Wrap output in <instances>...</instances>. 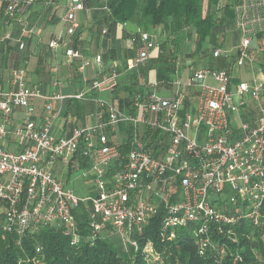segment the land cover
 Returning <instances> with one entry per match:
<instances>
[{
  "label": "built area",
  "instance_id": "2783aa9c",
  "mask_svg": "<svg viewBox=\"0 0 264 264\" xmlns=\"http://www.w3.org/2000/svg\"><path fill=\"white\" fill-rule=\"evenodd\" d=\"M0 25L17 21L19 11L31 2L0 0ZM83 0H66L64 34L49 40L51 47H63L65 55L77 59L78 50L68 40L78 29L76 14ZM238 53L233 61L236 73L212 66L197 68L189 75L188 87H199L198 101L188 102L176 92L168 98L153 89L142 97L136 94L132 106L136 115L120 113L111 103L99 102L98 121L75 126L70 135L51 132V107H45L44 123L31 118V100L44 96L27 86L22 67L11 69L10 86L0 83V139L10 138L18 149L0 145V234H14L16 242L35 235L43 227L62 229L70 243H90L100 236L119 235L135 245L132 234L140 232L162 211V237L173 240L178 229L190 230L203 254L215 248L223 257L227 244H239V227L264 224V0H232ZM5 32L2 39L8 38ZM259 43L252 46V41ZM134 57L125 69L135 70L150 56L156 41L138 28ZM213 58H231L227 50L212 49ZM95 61L101 64L102 55ZM83 61L80 68L88 65ZM119 70L110 67L91 83V90L116 86ZM249 77L244 80L242 77ZM157 83L153 82V86ZM80 93L76 98L82 97ZM60 98V97H59ZM24 110L26 117L11 124L12 111ZM127 123L126 149L108 139L109 131ZM80 153L89 159L83 176L93 181L92 195L78 197L53 173L56 162L68 163ZM113 160L118 166L112 175L105 170ZM89 205L86 233L79 232L73 211ZM244 225V226H243ZM219 235L223 241L212 242ZM136 246V245H135ZM36 247L31 264H46ZM148 262H156L151 241L143 249ZM240 260L238 250L231 253Z\"/></svg>",
  "mask_w": 264,
  "mask_h": 264
},
{
  "label": "crops",
  "instance_id": "0c3cea01",
  "mask_svg": "<svg viewBox=\"0 0 264 264\" xmlns=\"http://www.w3.org/2000/svg\"><path fill=\"white\" fill-rule=\"evenodd\" d=\"M27 1L30 0H24V3ZM107 1L83 0L84 7L77 11L78 29L67 41L69 47L80 52L81 57L77 59L67 57L63 47L49 46V40L63 37L66 0H31L19 11L17 21L0 25V83L6 88L10 86L11 69L22 67L27 86L38 88L44 96H55L51 100L40 97L31 100V118L36 125L44 123L42 115L48 103L51 107L48 122L56 136L70 135L72 129L81 124H95L100 101L111 103L124 115H136L132 94L145 97L153 89L165 98L184 92L188 102L194 104L198 101L199 87H188L183 81L197 68L217 66L227 68L232 75L236 73L233 61L238 53V36L232 21V0H217V23L211 30V38L198 48L197 37L190 28L183 32L181 48L177 50L165 45L167 36L162 27H148L145 31L157 45L149 53V58L135 70H127L125 66L135 55V42L131 38L140 27L137 21H116L108 10ZM144 3L145 0L137 1V14L142 11ZM2 7L0 2V10ZM226 9L231 13L226 14ZM5 32L9 37L2 39ZM258 43V38L254 39L252 46ZM214 48L229 51L230 60L223 56L205 60L206 56L212 55ZM97 53L102 55L101 64L94 59ZM83 61L89 64L80 68ZM110 67L119 70L117 85L109 90H91L94 79L109 72ZM153 82L157 85L153 86ZM80 93L83 96L76 98ZM11 117L12 125L26 119L23 108H15ZM127 126L126 122L119 123L117 129L108 134L109 141L122 149H126L128 143ZM0 145L18 149L10 138L0 139ZM69 159L68 163L58 161L53 165V173L62 182L65 175L77 169L83 171L90 161L80 153ZM117 166L118 160H113L105 170L107 176L112 175ZM81 177L86 176L82 174Z\"/></svg>",
  "mask_w": 264,
  "mask_h": 264
},
{
  "label": "trees",
  "instance_id": "16d2710c",
  "mask_svg": "<svg viewBox=\"0 0 264 264\" xmlns=\"http://www.w3.org/2000/svg\"><path fill=\"white\" fill-rule=\"evenodd\" d=\"M137 1L108 0L107 7L120 23L137 21L143 30L151 26L162 27L167 36L164 43L171 49L180 50L182 34L187 28L195 33L198 48L207 38H211V30L218 20L215 17L217 0H145L139 14ZM225 12L231 13L230 9ZM135 95L133 93L132 98ZM88 208L89 205L80 204L73 211L79 232L84 234ZM162 215L159 209L156 216L143 225L142 231L132 234L136 246L114 243L102 234L92 243L80 240L72 244L62 229L50 227L41 228L35 235L22 237L19 243L14 234H0V264H31L30 257L37 255L36 247L42 248L39 255L46 264H264V224L258 228L249 225L239 227L237 234L240 243L227 244L225 255L220 257L212 246L200 254L190 230L178 229L173 240L162 237ZM211 240L217 243L223 238L213 235ZM146 241H151L158 255L154 263L144 258ZM235 250L239 251L240 260L232 258L231 253Z\"/></svg>",
  "mask_w": 264,
  "mask_h": 264
},
{
  "label": "rangeland",
  "instance_id": "374dc122",
  "mask_svg": "<svg viewBox=\"0 0 264 264\" xmlns=\"http://www.w3.org/2000/svg\"><path fill=\"white\" fill-rule=\"evenodd\" d=\"M232 35V33H230V36ZM218 42H220V38H218ZM206 45V44H205ZM205 60L207 61H211L213 60L212 55H208L206 56ZM244 80H248L249 77L244 76L242 77ZM185 79V78H184ZM183 79V80H184ZM189 81V77H186V79L183 82H188ZM84 170V169H83ZM83 174V171L81 169H77L75 171H72L70 173V175H65L62 180L63 182L70 188H72L75 192V194L80 197V198H84L88 195H92L94 194V188L92 189V180L88 179V177H81ZM105 237L107 236V234H103ZM110 239V241H113L114 243H119L123 246H128L127 241L125 238H121L119 235L115 234L114 236H110L108 237Z\"/></svg>",
  "mask_w": 264,
  "mask_h": 264
}]
</instances>
